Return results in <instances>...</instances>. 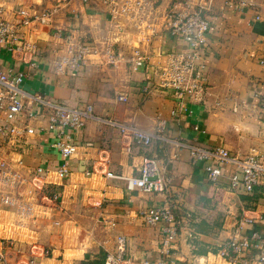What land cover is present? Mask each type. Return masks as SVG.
<instances>
[{"label":"crops","instance_id":"obj_1","mask_svg":"<svg viewBox=\"0 0 264 264\" xmlns=\"http://www.w3.org/2000/svg\"><path fill=\"white\" fill-rule=\"evenodd\" d=\"M172 2L159 1L150 19L155 35L147 41L134 29L132 18L114 24L100 0H64L48 24L37 29L41 51L34 57V65L14 63L8 52L0 53L3 65L13 62L25 72L23 86L27 90L41 91L72 106L91 103L98 114L158 134L148 146L128 145L117 128L93 119L73 131L83 145L66 160L68 177L61 180L52 172L46 180L45 193L62 190L59 201L39 194L36 215L27 216L0 204V252L6 260L32 257L36 264H82L84 259H97L101 249L117 251L120 244L116 236L123 234L125 250L120 264H143L145 259L163 256L166 249L178 264H240L244 260L246 264H261L256 259L257 249L245 252L235 263L222 258L218 250L222 242L237 234L235 223L243 215L253 219L242 222L240 234L264 230V189H233L227 166L217 181H210L204 162L192 161L187 148L168 139L196 137L209 147L225 146L239 155L262 146L264 126L255 94L264 90V4L235 7L206 2L204 13L210 26L197 66L206 78L207 91L202 102H194L154 85V66L162 55L186 46L161 27L163 14ZM49 3L10 0V5L24 4L32 10L52 5ZM56 28L63 35L108 37L124 58L115 68L92 58L79 70L56 74L50 68L54 49L62 46L53 35ZM136 47L149 59L134 67L131 56ZM146 84L150 87L144 90ZM118 92H124L126 99L118 100ZM29 121L40 128L46 125L45 118ZM30 140L22 152L26 174L39 164L54 169L63 161L50 145V130L37 129ZM0 144L2 148L8 145L1 138ZM143 156L154 157L172 177L165 192L129 189L123 177L107 174L138 175ZM162 204L170 205L179 220L178 235L168 248L163 244L162 223L149 225L141 214L144 208ZM110 220L115 224L109 226ZM3 262L0 259V264Z\"/></svg>","mask_w":264,"mask_h":264},{"label":"built area","instance_id":"obj_2","mask_svg":"<svg viewBox=\"0 0 264 264\" xmlns=\"http://www.w3.org/2000/svg\"><path fill=\"white\" fill-rule=\"evenodd\" d=\"M49 4L40 9L32 10L30 6L20 4L10 5V0H0V53L8 52L14 63L23 61L34 65V57L40 54L38 44V30L46 26L53 13L64 0H48ZM160 0H100L109 13V19L115 24L122 18H132L134 29L142 34L147 41L155 35V26L150 21ZM247 3H232L235 7H242ZM205 0H175L163 14L161 27L167 32L185 42L181 51H168L162 60L154 66L155 87L167 91L173 96L183 99L186 96L194 102L204 100L207 84L204 74L198 69L197 59L201 56L203 46L207 40L210 22L204 13ZM34 30V31H33ZM59 39L61 47L54 50L56 55L50 60V68L56 74H64L69 69L79 70L97 58L99 64L117 67L123 60V55L116 50L108 37L86 38L80 35H63L59 28L54 33ZM1 59V54H0ZM149 59V55L140 48L133 50L131 61L134 67ZM264 61V60H261ZM25 72L14 67V64L3 65L0 61V138L8 145L2 148L0 144V204L9 205L18 210L21 216L36 215L38 195L44 197L48 175L54 172L61 180L68 177L69 169L66 160L76 153L83 145L72 134L81 130L90 119L100 125H109L119 130L121 137L127 142L140 146L151 144L158 134L137 126L132 122L119 121L110 116H104L94 111L91 103L72 106L58 99L47 96L38 90H27L23 86ZM150 86L145 85L144 90ZM260 120L264 126V90L255 94ZM118 100H125L126 94L118 92ZM176 114V110H172ZM26 118V121H22ZM31 118H45V129L52 132L50 145L60 154L62 162L54 169L38 165L34 169L28 168L24 162L22 152L31 138L44 127H36L29 120ZM176 146L188 149L194 162H204L207 178L215 182L223 174V167L227 166L229 185L233 189L252 192L255 187L264 189V139L261 147H251L244 155L232 153L225 146L209 147L198 138L177 136L168 139ZM91 145L90 142H84ZM138 175L122 176L108 172L114 177H123L129 189H139L143 192H165L172 182L154 157L143 156ZM48 198L58 202L62 195L61 189L47 194ZM142 216L149 225L162 223L161 231L164 235L163 244L173 242L178 235L176 213L170 205L162 204L144 208ZM253 217L243 215L236 221L237 234L225 240L219 246L218 254L233 263L237 258L252 249L259 250L256 259L264 264V230H255L250 235L240 234L243 221H252ZM58 223V220H55ZM115 222L110 220L109 226ZM116 239L117 251L105 249V264H120L123 260L125 236L118 234ZM169 249L163 251V256L155 259H145L143 264H178L169 256ZM3 264H36L34 258L25 261H8L0 252ZM240 264H246V260Z\"/></svg>","mask_w":264,"mask_h":264},{"label":"rangeland","instance_id":"obj_3","mask_svg":"<svg viewBox=\"0 0 264 264\" xmlns=\"http://www.w3.org/2000/svg\"><path fill=\"white\" fill-rule=\"evenodd\" d=\"M175 1V0H174ZM209 4H229L230 2L232 3H240L244 2L247 4H264V0H205Z\"/></svg>","mask_w":264,"mask_h":264},{"label":"trees","instance_id":"obj_4","mask_svg":"<svg viewBox=\"0 0 264 264\" xmlns=\"http://www.w3.org/2000/svg\"><path fill=\"white\" fill-rule=\"evenodd\" d=\"M245 199V198H243ZM247 202V201H246ZM214 251H216V249L214 248ZM104 258H105V251L104 250H99V257L97 259H95L94 261L92 260H87V259H84L82 260V264H101V262L103 261L104 262Z\"/></svg>","mask_w":264,"mask_h":264}]
</instances>
